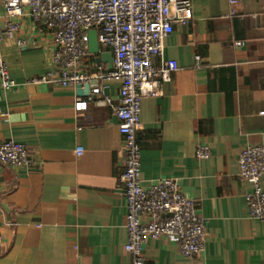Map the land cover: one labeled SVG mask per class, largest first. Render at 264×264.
<instances>
[{"label": "crops", "instance_id": "crops-1", "mask_svg": "<svg viewBox=\"0 0 264 264\" xmlns=\"http://www.w3.org/2000/svg\"><path fill=\"white\" fill-rule=\"evenodd\" d=\"M191 2L192 20L164 43L163 59L178 70L161 97L142 100L137 141L142 187L175 179L206 222V242L188 260L175 242L149 240L146 264H264V224L248 218L251 187L237 164L245 148L264 146V0ZM21 40L1 46L17 87H0V144L25 145L33 163L0 166V264H132L124 252V159L114 111L121 82L32 84L54 70L53 47L31 22ZM82 63L88 74L106 72L110 50L89 49ZM96 87L101 94L76 114L74 102ZM198 146L209 148L208 159L195 158Z\"/></svg>", "mask_w": 264, "mask_h": 264}, {"label": "built area", "instance_id": "built-area-1", "mask_svg": "<svg viewBox=\"0 0 264 264\" xmlns=\"http://www.w3.org/2000/svg\"><path fill=\"white\" fill-rule=\"evenodd\" d=\"M239 0H228L230 6ZM235 12L232 10L231 14ZM191 0H0V87L11 91L17 83L11 78L1 52L2 42L22 45L25 23L31 22L50 36L53 71L29 80L32 84L71 88L92 81H120L119 105L115 108L122 136L124 170L119 178L124 190V252L132 264H146L145 245L162 238L176 243L185 259L197 257L206 242V222L198 214L194 200L182 194L175 179L153 182L147 189L141 181V148L137 132L141 125V102L159 98L163 87L178 70L173 60H164V43L175 26L192 20ZM96 32L98 45L112 56L110 70L88 74L82 62L89 52V34ZM241 47V42L235 43ZM161 60L159 68L154 61ZM199 66L200 58L196 57ZM96 87L87 100L74 102L76 114L86 112ZM83 150L77 148L76 156ZM210 157L207 146H198L195 158ZM33 161L25 145L12 141L0 144V166L25 168ZM238 176L251 187L244 197L249 219L264 224V146H248L238 156ZM1 241V238H0Z\"/></svg>", "mask_w": 264, "mask_h": 264}, {"label": "water", "instance_id": "water-1", "mask_svg": "<svg viewBox=\"0 0 264 264\" xmlns=\"http://www.w3.org/2000/svg\"><path fill=\"white\" fill-rule=\"evenodd\" d=\"M99 48V45L97 43V39H96V32L92 31L89 34V49L91 51L97 52Z\"/></svg>", "mask_w": 264, "mask_h": 264}]
</instances>
